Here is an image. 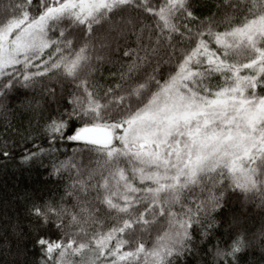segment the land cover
I'll return each mask as SVG.
<instances>
[{
  "label": "snow or ice",
  "instance_id": "1",
  "mask_svg": "<svg viewBox=\"0 0 264 264\" xmlns=\"http://www.w3.org/2000/svg\"><path fill=\"white\" fill-rule=\"evenodd\" d=\"M202 8L0 0V264H264V0Z\"/></svg>",
  "mask_w": 264,
  "mask_h": 264
},
{
  "label": "trees",
  "instance_id": "2",
  "mask_svg": "<svg viewBox=\"0 0 264 264\" xmlns=\"http://www.w3.org/2000/svg\"><path fill=\"white\" fill-rule=\"evenodd\" d=\"M203 8L202 10H204L205 12H207V9L212 6L215 5L217 3V0H200ZM106 74V72H105ZM5 134L4 132V125L2 122H0V137H2ZM7 135L11 138L12 137V133H7ZM68 149L69 151H71V145H68ZM14 153H20L22 152V149H13ZM61 151L63 152L64 149L61 148ZM51 163L50 161H46L45 162V166H47V164ZM43 171L44 168L40 165H35L30 171H24L23 174H21L19 171L16 170L15 165H9L8 166V171L5 172L2 169H0V187H3L5 185H7L8 190H11V186L16 184V179L13 178V173H15V176L17 178H21L24 180H35V179H40L43 178ZM67 175V173H66ZM53 239H57L58 237L53 236Z\"/></svg>",
  "mask_w": 264,
  "mask_h": 264
}]
</instances>
